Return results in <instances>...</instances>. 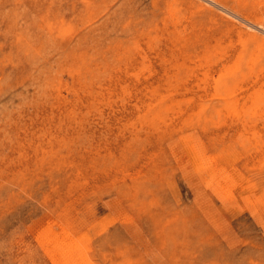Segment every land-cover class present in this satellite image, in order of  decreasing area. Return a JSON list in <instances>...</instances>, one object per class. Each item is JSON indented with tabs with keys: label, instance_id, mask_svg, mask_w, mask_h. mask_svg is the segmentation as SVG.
Wrapping results in <instances>:
<instances>
[{
	"label": "rangeland",
	"instance_id": "obj_1",
	"mask_svg": "<svg viewBox=\"0 0 264 264\" xmlns=\"http://www.w3.org/2000/svg\"><path fill=\"white\" fill-rule=\"evenodd\" d=\"M252 22L264 0H0V264H264Z\"/></svg>",
	"mask_w": 264,
	"mask_h": 264
},
{
	"label": "bare ground",
	"instance_id": "obj_2",
	"mask_svg": "<svg viewBox=\"0 0 264 264\" xmlns=\"http://www.w3.org/2000/svg\"><path fill=\"white\" fill-rule=\"evenodd\" d=\"M249 22V20H248ZM251 23V22H250ZM253 25L255 24L256 26H261L263 29H264V25L262 23H254L252 22ZM254 25V26H255ZM249 26V25H248ZM254 30V29H253ZM257 31V30H256ZM260 32V31H259ZM247 33V32H246ZM247 40H250L251 42H254V43H259V44H264V38L263 37H260L258 36V34H254V33H248V37H247ZM40 223V222H39Z\"/></svg>",
	"mask_w": 264,
	"mask_h": 264
}]
</instances>
